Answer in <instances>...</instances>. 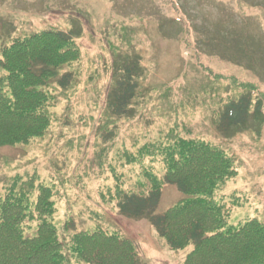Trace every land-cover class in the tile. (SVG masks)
<instances>
[{
	"label": "rangeland",
	"instance_id": "rangeland-1",
	"mask_svg": "<svg viewBox=\"0 0 264 264\" xmlns=\"http://www.w3.org/2000/svg\"><path fill=\"white\" fill-rule=\"evenodd\" d=\"M42 31L72 34L79 57L41 86L54 98L45 136L0 147V194L17 174L52 187V222L67 257L75 232L101 230L132 241L142 263H184L193 244L172 249L148 219L117 207L120 191H141L145 170L163 174L159 148L177 135L235 159L236 177L216 195L232 206L230 224L264 223V123L251 118V127L229 132L217 123L247 90L264 111V0H0V56ZM131 58L140 67L138 94L133 114L118 117L108 94ZM182 198L164 186L157 213Z\"/></svg>",
	"mask_w": 264,
	"mask_h": 264
},
{
	"label": "trees",
	"instance_id": "trees-1",
	"mask_svg": "<svg viewBox=\"0 0 264 264\" xmlns=\"http://www.w3.org/2000/svg\"><path fill=\"white\" fill-rule=\"evenodd\" d=\"M74 39L67 32L42 31L2 49L0 147L45 136L52 123L54 98L41 86L79 57ZM134 60L118 69L108 94V110L118 117L133 114L140 75ZM61 81L67 86L69 78L64 76ZM251 118L259 125L264 123L263 101H254L247 90L224 105L218 128L229 132L251 127ZM159 155L161 176L145 170L144 180L138 182L140 192H119L121 215L148 219L172 249L193 244L183 264H264V223L252 218L240 226L231 225L232 206L216 200L218 192L237 175L235 159L209 142L180 135L160 147ZM166 185L176 186L183 198L157 213ZM4 188L0 194V264H69L70 258L77 264H145L132 241L101 230L75 232L69 242L74 257H67L52 222L56 213L53 188L19 174L10 177ZM34 223L37 229L31 237L26 231Z\"/></svg>",
	"mask_w": 264,
	"mask_h": 264
}]
</instances>
